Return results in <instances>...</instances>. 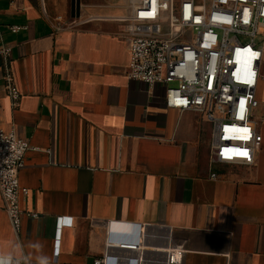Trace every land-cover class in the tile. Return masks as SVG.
Wrapping results in <instances>:
<instances>
[{
  "label": "crops",
  "instance_id": "1",
  "mask_svg": "<svg viewBox=\"0 0 264 264\" xmlns=\"http://www.w3.org/2000/svg\"><path fill=\"white\" fill-rule=\"evenodd\" d=\"M67 2L0 0V47L12 49L8 62L0 56V128L33 146L19 175L29 188L21 205L39 214L15 232L0 191V259L264 264V122L253 165L212 163L205 116L166 107L162 86L128 77L123 26L109 20L127 15L80 22ZM260 34L264 49V26ZM257 97L261 117L264 78Z\"/></svg>",
  "mask_w": 264,
  "mask_h": 264
},
{
  "label": "built area",
  "instance_id": "2",
  "mask_svg": "<svg viewBox=\"0 0 264 264\" xmlns=\"http://www.w3.org/2000/svg\"><path fill=\"white\" fill-rule=\"evenodd\" d=\"M121 22L129 46L128 77L162 86L166 107L205 116L212 127V163L253 165L263 141L259 124L264 116L258 117L256 109L264 49L255 37L264 26V0H130V12ZM8 28L19 32L27 25ZM11 51L0 47L5 62ZM4 80L17 107L22 95L9 69ZM32 148L14 129L0 128V191L17 233L25 215L39 216L21 205L29 188L21 185L19 175ZM24 260L11 258L10 264ZM5 261L1 258L0 264Z\"/></svg>",
  "mask_w": 264,
  "mask_h": 264
},
{
  "label": "rangeland",
  "instance_id": "3",
  "mask_svg": "<svg viewBox=\"0 0 264 264\" xmlns=\"http://www.w3.org/2000/svg\"><path fill=\"white\" fill-rule=\"evenodd\" d=\"M70 3L71 0H68L66 3V13L70 15ZM81 17L79 18L80 22H85L88 20L93 19H102V18H95V16H119V15H127L130 12V0H81ZM70 17V16H68ZM60 17L56 16L55 19L59 23L62 22ZM108 19V18H106ZM72 21V19H70ZM70 20H65L67 23H70ZM111 22L115 24L123 25V22L114 20L109 18ZM65 24L66 26L68 24ZM242 40H247L248 37H241ZM255 42L260 44L262 42V35L258 34L255 37Z\"/></svg>",
  "mask_w": 264,
  "mask_h": 264
},
{
  "label": "water",
  "instance_id": "4",
  "mask_svg": "<svg viewBox=\"0 0 264 264\" xmlns=\"http://www.w3.org/2000/svg\"><path fill=\"white\" fill-rule=\"evenodd\" d=\"M70 16L73 19H78L81 17V0H71Z\"/></svg>",
  "mask_w": 264,
  "mask_h": 264
},
{
  "label": "snow or ice",
  "instance_id": "5",
  "mask_svg": "<svg viewBox=\"0 0 264 264\" xmlns=\"http://www.w3.org/2000/svg\"><path fill=\"white\" fill-rule=\"evenodd\" d=\"M246 131V130H245ZM240 155H247V153H240Z\"/></svg>",
  "mask_w": 264,
  "mask_h": 264
}]
</instances>
